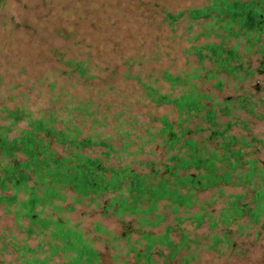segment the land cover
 <instances>
[{"label":"trees","instance_id":"trees-1","mask_svg":"<svg viewBox=\"0 0 264 264\" xmlns=\"http://www.w3.org/2000/svg\"><path fill=\"white\" fill-rule=\"evenodd\" d=\"M234 2L210 0L208 4L188 9V18L194 21L189 20L186 29L189 30L194 22L198 23L199 17L207 16L209 21L204 20L201 25L202 34L207 37L212 33L220 38L217 42L203 41L192 45L188 51L195 55L197 63L192 72L182 76L161 70L159 78L166 85L165 90H161V84L140 83L145 99L157 106L168 107L166 111L152 115L151 124H143L145 142H152V148L163 155L156 160H139L137 163H143V170L130 166L129 162L113 165L101 160V156L107 159L119 151L125 155L139 153L140 143L128 139L130 134L135 135L132 130H122L124 139L115 147L104 140L91 139L87 134L80 136L75 118H65L60 126H52L50 122L55 120L54 116L44 120L31 117L18 108L3 107L0 112V207L11 215L23 233L21 242L12 241L9 246L18 264H103L98 250L92 246L98 236L90 237L63 214L73 208L72 203L86 201L98 207L101 214H114L120 226L119 236L111 237L114 241L122 237L129 240L131 233L135 234L131 244L126 246L127 241L123 242L124 253H130L134 259L132 264H157L153 254L170 259L181 246L189 243L188 232L180 224L186 222L187 226L196 228L205 215L212 230L208 246L213 247L216 240L226 236L225 233L219 235L215 226L219 225L220 231H229L228 226L235 217L249 209L248 202L240 201L244 192L224 194V188L252 183L255 169L253 158L244 150L247 141L243 135L236 137L232 127L235 125L236 98L237 106L246 110L251 109L256 100L250 99L252 94L226 95L212 100L194 81L203 73L212 78L221 69L235 76L241 70L236 48L241 41L247 48L254 40L243 22L235 21L242 14ZM159 11L162 14L157 18L158 23L172 31L182 11ZM156 13L153 10V16H157ZM198 34L199 31L195 32L194 37ZM230 35H234L236 41L226 49L223 45ZM257 49L264 51V45L259 44ZM204 57L211 62L206 69L201 63ZM64 64L79 77L86 71L82 60L68 57ZM218 82L215 80L214 85ZM174 86L177 93L172 96ZM173 110L176 116L170 118L168 113ZM20 120H25L26 126L12 132L13 125ZM245 125L243 123L242 127ZM198 133L200 138L195 137ZM238 139L240 144L234 147ZM131 144L136 146L128 150ZM92 145L103 148L96 153L91 150ZM84 148L90 149L92 155L84 152ZM258 171L263 177L262 168ZM253 188L255 196L264 193V178L258 182V189ZM202 191H210L213 195L206 206L196 198ZM66 197L70 202H66ZM214 199H222L215 217L211 205ZM159 206L161 213L157 212ZM179 208L187 214L181 215ZM166 212L172 214L173 222L153 232L152 229L165 219L162 213ZM124 217L127 218L123 220ZM174 230L178 235L176 240L169 234ZM93 231L106 232L99 222L94 223ZM31 237L35 239L33 245L27 242ZM190 239L195 241L194 233ZM154 245L159 247L154 250ZM116 246L117 243L111 244L113 248ZM115 252H118L117 248ZM1 262L12 264L11 261Z\"/></svg>","mask_w":264,"mask_h":264},{"label":"rangeland","instance_id":"rangeland-1","mask_svg":"<svg viewBox=\"0 0 264 264\" xmlns=\"http://www.w3.org/2000/svg\"><path fill=\"white\" fill-rule=\"evenodd\" d=\"M209 2L0 0V112L3 107H7L18 108L31 117L44 119L54 116L55 120L50 122L52 126H60L65 118H75L80 127V136L87 134L91 139L104 140L115 147L124 139L122 130H132L135 135L130 134L128 139H133L135 144L140 143L139 153L125 155L119 151L107 159L101 156V160L113 165L129 162L130 166L143 170V163H137L139 160L144 162L163 156L156 148H152V142H145L143 124H151V116L166 111L168 107L157 106L145 99L140 83L153 86L161 84V90H165L166 85L159 78L161 70L177 72L182 76L192 72L197 64L195 55L188 51L192 45L220 39L212 33L207 37L202 34L204 30L201 25L204 20L209 21L207 16L199 17L196 20L198 23L194 22L189 30L186 29L188 21H194L188 18V9ZM154 4L155 7L152 6ZM160 9L172 13L182 11L170 32L158 23L157 18L162 14ZM153 10L157 16H153ZM197 31L199 34L194 37ZM236 36L239 38L240 35ZM235 41V36L230 35L223 47L228 49ZM242 45L241 41L236 48L237 61L243 69L249 66L247 72L242 71L239 76H235L221 69L214 77L207 78L205 73L199 71L203 75L194 81L197 88L205 91L212 100L226 95L245 96L250 91L253 92L251 98H260L259 103L255 101L251 109H235L232 131L238 136H245L247 144L244 150L250 153L255 164L264 166V73H257V56L253 54L255 45L250 50L243 49ZM68 57L83 61L86 67L83 77L64 64ZM201 63L204 69L211 65L207 57ZM153 78L156 80L152 81ZM215 80L219 81L216 86ZM176 93L174 86L171 94L173 96ZM86 110L88 113H85ZM168 115L174 118L176 112L173 110ZM243 123L246 124L245 128L242 127ZM21 126H26L25 120L17 121L12 132H17ZM195 137L200 138V133ZM135 146L131 144L127 148L133 150ZM102 148L91 146V150L96 153ZM83 151L92 155L88 148ZM251 181L257 188L255 173ZM246 185L225 187L224 194L244 192L240 201L250 202L252 190ZM68 198H65L67 203L70 202ZM196 198L206 206L213 195L210 191H202L196 194ZM221 204L222 199L212 201L214 217ZM72 207L70 211H63V214L90 237L98 236L92 246L98 250L103 264H132L134 259L130 253H124L123 242L127 241L126 246L131 244L134 233H131L129 240L122 237L114 241L111 237L119 236L120 231L119 219L114 214H101L98 207L86 201L72 203ZM178 211L181 215L187 214L181 208ZM157 212L161 213L160 206ZM162 214L165 219L152 229L153 232L173 222L172 214ZM204 217L196 228L182 222L180 225L188 232V245L181 246L170 259L153 254L156 263L164 264L162 261L165 260L166 264H264V213L254 222H250L243 213L228 226L229 231H220V226H215L219 235L225 233L226 236L220 241L216 240L213 247L208 246L212 230L208 226V216ZM95 222L105 228L104 234L93 231ZM193 233L195 241L190 239ZM169 234L174 240L178 238L175 230ZM22 237L23 233L14 224L11 215L4 213L0 207V264L1 260L18 264L9 246L12 241L21 242ZM27 242L33 245L35 239L31 237ZM113 243H117L115 248L111 247ZM158 247L154 245L153 249ZM162 250L165 252L164 248Z\"/></svg>","mask_w":264,"mask_h":264},{"label":"flooded vegetation","instance_id":"flooded-vegetation-1","mask_svg":"<svg viewBox=\"0 0 264 264\" xmlns=\"http://www.w3.org/2000/svg\"><path fill=\"white\" fill-rule=\"evenodd\" d=\"M242 2H245L246 4L245 3L244 5L240 4ZM234 3L237 4V6H239L240 12L242 14L240 16V19H235V21L239 22V20H241L243 22L242 24L246 26L245 29L249 31L250 33H252V40H254L251 44L248 45L247 48L243 47V49L250 50V48L253 45H255L253 54L254 56H257V59H256L257 65H258L257 73H264V66L263 67L261 66V64L264 65V51H260L257 49L259 44L264 45V0H235ZM247 67H245V69L241 67V70L237 71L238 75L236 76H239L241 73H243L242 71L247 72L248 71ZM249 93L252 94L253 92L250 91ZM251 96H250V99L256 100L257 102L256 104H258L259 103L258 101L260 100V98L258 97L251 98ZM235 103H236V108H238L239 106H237L238 105L237 98H236ZM235 135L236 137H239L238 134L235 133ZM239 144L240 143L238 139L236 140L234 147H238ZM253 166L255 169L254 173L256 175L257 181L261 182L262 178H264V166L263 165L258 166L257 164H255V160H253ZM258 168H262L263 171H261V173L263 174V177H261V174H260V171H258ZM248 185L252 190L250 200H249L250 202H252V206L250 205V202L246 201L248 202L249 209H247L245 214L248 216L250 222H254L259 215L264 213V193L255 196L253 194L255 191V189L253 188L254 182L252 183L250 182ZM257 186H258V183H257ZM238 217L239 216H236L235 219H237Z\"/></svg>","mask_w":264,"mask_h":264}]
</instances>
